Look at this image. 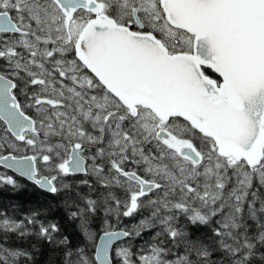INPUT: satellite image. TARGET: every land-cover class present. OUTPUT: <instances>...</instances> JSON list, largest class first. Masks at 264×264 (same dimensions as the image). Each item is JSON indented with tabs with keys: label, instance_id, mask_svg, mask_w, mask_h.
Returning a JSON list of instances; mask_svg holds the SVG:
<instances>
[{
	"label": "snow or ice",
	"instance_id": "6c2138e0",
	"mask_svg": "<svg viewBox=\"0 0 264 264\" xmlns=\"http://www.w3.org/2000/svg\"><path fill=\"white\" fill-rule=\"evenodd\" d=\"M25 181L0 264H264V0H0V190Z\"/></svg>",
	"mask_w": 264,
	"mask_h": 264
},
{
	"label": "trees",
	"instance_id": "16d2710c",
	"mask_svg": "<svg viewBox=\"0 0 264 264\" xmlns=\"http://www.w3.org/2000/svg\"><path fill=\"white\" fill-rule=\"evenodd\" d=\"M27 187L18 192L4 191L0 190V206L6 205H16L18 206L19 214L22 215L28 211L29 208L36 206V201L38 199L32 185L28 184ZM49 218L61 219L63 215L62 209H55L49 214ZM68 226L65 225L67 230ZM48 258V249L45 247L44 251L40 254L38 264H44V261Z\"/></svg>",
	"mask_w": 264,
	"mask_h": 264
}]
</instances>
